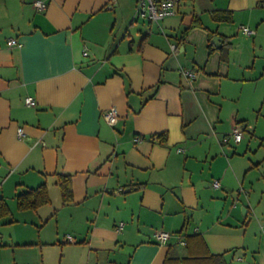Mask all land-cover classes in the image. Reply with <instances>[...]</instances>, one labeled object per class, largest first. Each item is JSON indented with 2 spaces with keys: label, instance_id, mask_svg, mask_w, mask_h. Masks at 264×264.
Instances as JSON below:
<instances>
[{
  "label": "crops",
  "instance_id": "obj_1",
  "mask_svg": "<svg viewBox=\"0 0 264 264\" xmlns=\"http://www.w3.org/2000/svg\"><path fill=\"white\" fill-rule=\"evenodd\" d=\"M136 5L0 0V200L10 210L0 226L42 238L54 223L67 236L58 264H163L170 247L264 264V131L249 117L264 119V0H186L158 22L136 18ZM227 11L231 21L214 18ZM236 26L253 28L251 40ZM235 128L240 142H224ZM162 133L166 143L152 139ZM58 174L71 175L66 204ZM41 184L50 204L18 210V194Z\"/></svg>",
  "mask_w": 264,
  "mask_h": 264
},
{
  "label": "rangeland",
  "instance_id": "obj_2",
  "mask_svg": "<svg viewBox=\"0 0 264 264\" xmlns=\"http://www.w3.org/2000/svg\"><path fill=\"white\" fill-rule=\"evenodd\" d=\"M127 14L128 10H127ZM132 18L134 17V12L132 13ZM128 27L131 25L128 24ZM240 26H236L234 28L233 33L235 30H238V37L250 39L243 37V33L239 29ZM253 29V28H252ZM242 34V35H241ZM262 55L259 58V63L262 61L264 64V49L261 52ZM264 80V77H263ZM257 84V83H256ZM255 85H248L246 90L251 93L254 89ZM246 92V91H245ZM257 96L259 97L260 103L264 102V81H261L260 84H257L255 89ZM247 93V92H246ZM248 94V93H247ZM259 112H254L249 117L251 119V125H257L259 131H264V119L259 118L258 122L255 121L256 117L258 116ZM231 132L227 134L226 138L229 140L234 141L233 137L230 135ZM254 144L259 147V140L254 141ZM263 150V147L260 149ZM56 202V201H55ZM41 227V226H40ZM19 228L24 229V225H2L0 226V245H5V247H0V264H58L60 260L65 258L64 253L62 252L59 245H55L58 241H64L67 236H59L56 233V226L54 223L42 224V238L39 236V229L35 227H25L26 235L19 236ZM13 236V237H12ZM25 237V238H19ZM26 239V241L31 242H38L42 241V245L39 246H17L16 243H22ZM67 246V245H66Z\"/></svg>",
  "mask_w": 264,
  "mask_h": 264
},
{
  "label": "trees",
  "instance_id": "obj_3",
  "mask_svg": "<svg viewBox=\"0 0 264 264\" xmlns=\"http://www.w3.org/2000/svg\"><path fill=\"white\" fill-rule=\"evenodd\" d=\"M224 15V16H223ZM214 18L218 21H231V12H220L217 13ZM201 26L197 23V20L192 23V25L185 29L182 33L181 38L184 39L188 32L196 27ZM231 44L228 43L223 48L224 55L228 53ZM152 139H159V142L164 144L167 141V133H162L159 135L152 136ZM57 186L60 189L62 202L63 204L69 203L73 200L72 193V179L71 175H57ZM51 198L49 190L46 184H41L36 188L28 189L17 196V208L21 211L26 210H37L45 205L50 204ZM10 214L9 207L4 200H0V218L6 217ZM188 245V242L187 244ZM163 264H227L222 255H201V256H192L188 255L182 257L177 250L173 247H170Z\"/></svg>",
  "mask_w": 264,
  "mask_h": 264
},
{
  "label": "built area",
  "instance_id": "obj_4",
  "mask_svg": "<svg viewBox=\"0 0 264 264\" xmlns=\"http://www.w3.org/2000/svg\"><path fill=\"white\" fill-rule=\"evenodd\" d=\"M186 0H137V5L135 9V17L142 18L148 21H162L167 17H170L175 14L176 8L178 4ZM35 7L38 10H45L47 8V4L41 1H37L34 3ZM241 32L246 36L254 35L255 31L252 28L247 26H240L239 28ZM17 40L12 39L9 41L10 45L17 44ZM175 49V46H172ZM86 55V53H85ZM186 75L195 78V73L192 71L186 72ZM25 104L27 106H34L36 104L35 100L31 97H27L25 99ZM105 120L110 124L113 125L117 121V113L114 108L108 110L104 113ZM24 135V131L22 128L18 129V136L22 137ZM235 142H240L242 139V134L240 130L235 128L230 134ZM140 138H137L136 141H139ZM229 138H225L224 142H228ZM218 182H214V186H217ZM122 226H120L121 228ZM157 242L160 244H166L169 238L171 237L169 233L163 231H157L154 235ZM185 244L184 242H181Z\"/></svg>",
  "mask_w": 264,
  "mask_h": 264
},
{
  "label": "water",
  "instance_id": "obj_5",
  "mask_svg": "<svg viewBox=\"0 0 264 264\" xmlns=\"http://www.w3.org/2000/svg\"><path fill=\"white\" fill-rule=\"evenodd\" d=\"M217 39L219 40V42H221V41H222V39H221L220 37H217Z\"/></svg>",
  "mask_w": 264,
  "mask_h": 264
}]
</instances>
